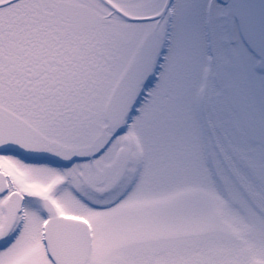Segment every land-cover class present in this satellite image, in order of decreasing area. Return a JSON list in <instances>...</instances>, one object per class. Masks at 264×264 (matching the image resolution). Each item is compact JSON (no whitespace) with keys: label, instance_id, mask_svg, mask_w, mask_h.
I'll return each mask as SVG.
<instances>
[{"label":"snow or ice","instance_id":"1","mask_svg":"<svg viewBox=\"0 0 264 264\" xmlns=\"http://www.w3.org/2000/svg\"><path fill=\"white\" fill-rule=\"evenodd\" d=\"M0 264H264V0H0Z\"/></svg>","mask_w":264,"mask_h":264}]
</instances>
